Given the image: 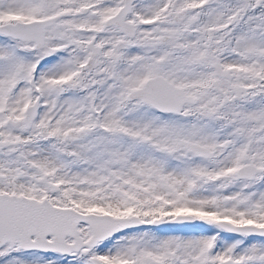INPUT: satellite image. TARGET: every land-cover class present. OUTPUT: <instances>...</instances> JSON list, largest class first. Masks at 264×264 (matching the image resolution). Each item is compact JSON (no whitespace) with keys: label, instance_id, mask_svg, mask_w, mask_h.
<instances>
[{"label":"snow or ice","instance_id":"obj_1","mask_svg":"<svg viewBox=\"0 0 264 264\" xmlns=\"http://www.w3.org/2000/svg\"><path fill=\"white\" fill-rule=\"evenodd\" d=\"M0 264H264V0H0Z\"/></svg>","mask_w":264,"mask_h":264}]
</instances>
